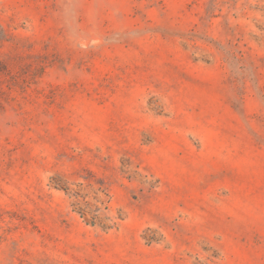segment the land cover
<instances>
[{"label":"rangeland","instance_id":"obj_1","mask_svg":"<svg viewBox=\"0 0 264 264\" xmlns=\"http://www.w3.org/2000/svg\"><path fill=\"white\" fill-rule=\"evenodd\" d=\"M0 264H264V0H0Z\"/></svg>","mask_w":264,"mask_h":264}]
</instances>
